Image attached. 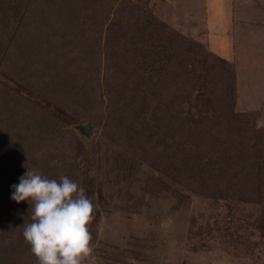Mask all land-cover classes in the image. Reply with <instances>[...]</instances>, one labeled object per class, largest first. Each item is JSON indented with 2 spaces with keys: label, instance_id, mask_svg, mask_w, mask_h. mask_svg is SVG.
I'll return each mask as SVG.
<instances>
[{
  "label": "rangeland",
  "instance_id": "374dc122",
  "mask_svg": "<svg viewBox=\"0 0 264 264\" xmlns=\"http://www.w3.org/2000/svg\"><path fill=\"white\" fill-rule=\"evenodd\" d=\"M73 1L25 48L22 27L47 18L22 20L20 2L19 13L0 15V264H37L22 235L32 208L10 198L27 170L65 175L85 189L94 217L92 252L82 264H264V99L255 88L264 84L252 67L240 66L241 44L228 40L222 51L204 24L211 4L229 7L233 20L263 21L264 0ZM141 19L152 25V44L142 41ZM249 41L254 50L253 40H241ZM154 54L167 98L188 96L179 98L187 105L162 113L160 137L194 132L226 99L222 87L230 90L228 107L215 115L236 119L241 131L230 145L232 160L204 177L212 187L205 194L196 162L139 136L133 111L108 99H121L115 85L138 87L140 65ZM73 73L80 75L75 87L68 86ZM53 86L59 93L63 87V103L51 99ZM111 109L112 121L105 118ZM85 124L88 135L76 128Z\"/></svg>",
  "mask_w": 264,
  "mask_h": 264
},
{
  "label": "trees",
  "instance_id": "16d2710c",
  "mask_svg": "<svg viewBox=\"0 0 264 264\" xmlns=\"http://www.w3.org/2000/svg\"><path fill=\"white\" fill-rule=\"evenodd\" d=\"M38 1H40L38 3ZM22 5V9H19L15 3ZM42 2V3H41ZM73 0H0V15L3 14V18L11 13L16 11L15 8L18 9V13L25 20L27 17L40 16V20L42 17H46L45 21H38L37 19L33 20L28 26L22 27L23 30H27L23 32L19 42H22L23 47L25 48L27 45L32 43L34 45V39L32 38V34L37 35L43 31L42 27H47V22L49 19H57L61 14V9ZM7 5L11 3L8 8H2L3 4ZM24 3V4H23ZM16 6V7H15ZM21 7V6H20ZM17 13V12H16ZM44 14V15H43ZM56 14V15H53ZM25 17V18H24ZM146 20V19H145ZM140 22V23H139ZM139 26L142 28L141 31L145 32L146 35L142 36V41H155L154 30L150 22L143 21L142 19L138 21ZM146 24V25H145ZM44 25V26H43ZM155 26V25H154ZM59 29H63L61 26ZM58 34V33H57ZM56 34V35H57ZM31 35V38L27 40V36ZM179 35V34H178ZM182 37V36H180ZM183 38V37H182ZM27 41H26V40ZM184 39V38H183ZM56 40L61 41L60 38H55ZM29 43V44H28ZM144 44V43H143ZM30 48V47H28ZM92 55H95L94 53ZM22 57V56H21ZM159 57H156L155 54L151 55L150 60L143 61V65H140V70L145 72V75H141V83L138 87H131L129 91H124L123 87L125 86H113L112 91H115L118 98H121L119 101L114 100L113 98H108L109 101L112 102L113 107L120 103V101L125 102V104L121 105L123 108H129L133 114L132 119L136 121V132L138 131L139 136H144V138L153 141L155 146L163 151L166 149H173L174 147L177 151H181V155L184 157L183 159L186 162H196L197 168L196 170L202 175L201 180V193L205 194L206 191H211L212 187L206 183V179L204 177H212L209 175L211 171L215 174L220 172L221 169L227 166L226 163L232 160V156L229 153L230 145L235 142V138H237V134L239 131V121L236 119H224L223 113L221 115H215L219 111H224L228 105L227 98L229 97V92L227 88L222 87V95L221 97L226 98L224 101H217L214 105V114L209 118H202L199 123L196 122L193 126V131L191 133L179 132L178 140L170 139L166 137H160V133L162 130V120L163 124L166 122L165 116L167 114H171L172 111L176 108V103L179 102V98L186 99L188 96H178V93L175 95H171L170 98H167L168 94L171 92L167 90V85H163L159 82V78L161 77L160 73V60ZM145 59V58H144ZM21 60V59H20ZM168 70V68H167ZM165 71V70H164ZM80 75H75L74 73L71 75V81L68 83V86L75 87L79 83ZM63 87L61 92L59 93V86L51 87V99L55 101H59V104L63 103ZM122 94H125V98L123 99ZM117 98V99H118ZM198 99V97L196 98ZM197 101V100H196ZM230 100V104L232 103ZM180 106L187 105L186 102H179ZM116 108V107H115ZM190 108V105H188ZM117 108V110H119ZM111 109L109 111V115L105 116L107 120H114L116 112ZM162 113L165 115L163 117ZM235 116V115H234ZM172 117V116H171ZM105 126H108L105 124ZM80 127V126H79ZM76 126L77 130L80 132V128ZM83 127V126H82ZM242 127V126H240ZM252 125V129H253ZM255 129V127H254ZM191 130V128H190ZM189 130V131H190ZM196 132V134H194ZM196 135V136H194ZM194 136V137H193ZM174 150V149H173ZM251 157V155H250ZM258 171V168H257ZM199 178V177H198ZM209 186V187H208ZM213 191V190H212Z\"/></svg>",
  "mask_w": 264,
  "mask_h": 264
},
{
  "label": "clouds",
  "instance_id": "9594fccd",
  "mask_svg": "<svg viewBox=\"0 0 264 264\" xmlns=\"http://www.w3.org/2000/svg\"><path fill=\"white\" fill-rule=\"evenodd\" d=\"M11 189L12 200L32 208L22 235L37 264H82L92 252L88 226L94 217L85 189L65 175L49 179L38 170H27Z\"/></svg>",
  "mask_w": 264,
  "mask_h": 264
},
{
  "label": "crops",
  "instance_id": "0c3cea01",
  "mask_svg": "<svg viewBox=\"0 0 264 264\" xmlns=\"http://www.w3.org/2000/svg\"><path fill=\"white\" fill-rule=\"evenodd\" d=\"M224 1L227 0H221L220 4H225ZM214 5L211 4V6L209 7V9H211L212 11V14L210 13L204 19L205 28H208L210 32L209 38L211 39L212 44L219 42L221 44V50L224 51L225 49H229L230 43H228V40L229 42H231V39L236 40L238 44H241L238 45L241 48H239L240 52H238L239 55L237 56V60L239 61L240 66L242 67V64H244V71L251 70L250 67H252L254 80L257 82L261 81V83L264 84V65H262L264 64V48L261 49L262 40H264V20L260 21L252 18L233 20L232 18L230 19V13L227 12L229 7H225V10H222L220 9V6L216 7ZM227 5L229 6V4ZM241 40H253L254 50L251 47L252 43H250V41L249 43L246 42L247 44L242 45L243 43L241 42ZM256 54H259L260 56H257ZM248 62H250V64L253 63L254 66H247L246 63ZM247 83L248 82H246V85ZM246 85H244L245 87L241 86L242 89H245ZM255 88L258 91L257 93H259V96L263 100L264 86L262 85L261 88ZM245 90L246 93H249L247 89ZM249 100L251 101V99Z\"/></svg>",
  "mask_w": 264,
  "mask_h": 264
},
{
  "label": "water",
  "instance_id": "95a60500",
  "mask_svg": "<svg viewBox=\"0 0 264 264\" xmlns=\"http://www.w3.org/2000/svg\"><path fill=\"white\" fill-rule=\"evenodd\" d=\"M80 130L83 134H90V126L88 124H85L83 127L80 128Z\"/></svg>",
  "mask_w": 264,
  "mask_h": 264
}]
</instances>
